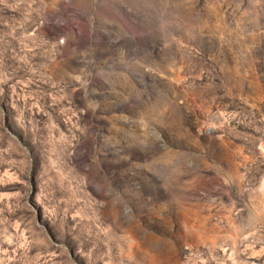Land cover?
Masks as SVG:
<instances>
[{"label": "rangeland", "instance_id": "rangeland-1", "mask_svg": "<svg viewBox=\"0 0 264 264\" xmlns=\"http://www.w3.org/2000/svg\"><path fill=\"white\" fill-rule=\"evenodd\" d=\"M0 264H264V0H0Z\"/></svg>", "mask_w": 264, "mask_h": 264}]
</instances>
